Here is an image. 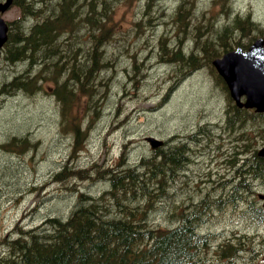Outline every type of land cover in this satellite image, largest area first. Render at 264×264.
Listing matches in <instances>:
<instances>
[{
    "label": "trees",
    "instance_id": "trees-1",
    "mask_svg": "<svg viewBox=\"0 0 264 264\" xmlns=\"http://www.w3.org/2000/svg\"><path fill=\"white\" fill-rule=\"evenodd\" d=\"M122 1L15 0L23 16L10 22L3 55L13 65L23 62L25 67L16 69L1 83L0 96H34L41 91L51 95L58 105V128L69 136L73 156L86 148L92 124L105 106L107 94L101 86V75L111 69V62L118 56L108 48L116 45L114 38H119L114 37L116 25L120 24L114 12ZM158 1L147 0L143 4V17L133 24L137 31L146 22L153 24L149 9ZM192 2L180 0L168 15L166 32L158 40L157 60L179 66L183 75L203 65L216 71L212 65L214 58L236 46L245 48L257 36L264 35V27L250 15L243 18L237 14L219 27L206 24L209 17L194 15ZM250 30L255 32L254 37L243 40L241 34ZM216 75L229 102L226 126L231 131L244 128L243 134L239 137L238 133L235 138L244 142L248 138L247 123L257 122L264 113L237 106L222 77ZM256 127L264 128L263 124ZM190 136L195 139V134ZM40 141L28 131L11 135L0 143V149L26 155L37 151ZM252 142L243 144L245 155L228 157L231 178L224 194H201L194 197L192 205L184 204L183 208L178 201L170 209L168 225L152 222L151 215L157 210L158 201L172 196V181L185 172L190 160L187 143L171 139L164 145L150 146L149 152L140 154L132 164L125 162L129 152L126 143L116 154L119 156L115 165L91 160L77 166L78 161L68 156L51 172V178L39 181L32 190L50 182L64 183L65 190H77L69 214H50L33 224H26V217L21 216L9 232L0 235V264H207L213 250H217L219 257L240 256L247 249L240 235L218 242L213 248L216 233L204 230L203 224L212 209L243 202V213L264 220V207L255 204L257 198L254 202L246 196L254 190L253 179L264 180V157L257 155L256 142ZM89 179H99L107 187L93 195L73 185Z\"/></svg>",
    "mask_w": 264,
    "mask_h": 264
},
{
    "label": "rangeland",
    "instance_id": "rangeland-1",
    "mask_svg": "<svg viewBox=\"0 0 264 264\" xmlns=\"http://www.w3.org/2000/svg\"><path fill=\"white\" fill-rule=\"evenodd\" d=\"M146 1L123 0L116 5L114 15L120 24L116 25L114 37L119 38H114L116 45H110L108 49L118 56L111 62V69L102 72L101 86L107 94L105 106L92 124L86 148L77 155H70L69 136L63 135L58 128V105L51 95L41 91L34 96L23 93L0 96V143L13 134L28 131L41 140L38 150L26 155L0 149V235L9 232L21 216L26 217V224H33L50 214L67 216L77 190H65V184L58 182H50L39 190L32 189L39 181L49 179L51 172L68 156L78 161L77 166L80 162L86 165L91 160L115 165L119 156L116 154L126 143L129 152L125 162L132 164L140 154L149 152L151 147L146 136L187 143L190 160L185 172H180L172 181L174 191H170L172 196L168 197L172 204L168 198L158 201L157 210L151 215L152 222L168 225L170 209L178 201L179 207L183 208L184 204L192 205L194 197L201 194L211 193L212 196L220 191L224 194L229 184L227 180L231 178L227 159L236 155L237 149L245 153L244 143L256 142V149L264 145V128L258 130L256 127L264 126V116L257 122L247 123L248 138L244 142L235 140L237 133L231 134V130H228L230 137L221 138L222 129L218 125H224L229 102L223 83L210 66L203 65L183 75L179 66L157 60L159 37L165 34L168 15L180 0L156 2L149 9L153 24L146 22L137 31L133 24L143 17ZM191 8L194 15L202 19L209 17L206 24L214 27L229 23L237 14L250 15L264 27V0H194ZM3 15L14 22L23 16V10L14 4ZM27 19L30 21L31 18ZM247 33L241 34L245 41L255 35L252 30ZM10 61L14 63L4 55L0 57V85L16 69L24 66L23 62L16 66ZM135 63L138 65L136 69ZM237 131L240 137L244 128ZM191 134H196L195 139ZM252 182L254 190L247 192L246 196L254 202L257 198L255 204H260L257 193L264 192V180L253 179ZM73 185L93 195L107 187L99 179L78 180ZM244 207L245 202L225 204L206 215L203 229L216 233L213 248L218 242L239 235L247 247L240 256L232 257H219L217 250H213L207 264H259L262 261L264 220L243 213Z\"/></svg>",
    "mask_w": 264,
    "mask_h": 264
},
{
    "label": "water",
    "instance_id": "water-1",
    "mask_svg": "<svg viewBox=\"0 0 264 264\" xmlns=\"http://www.w3.org/2000/svg\"><path fill=\"white\" fill-rule=\"evenodd\" d=\"M13 2L14 0L0 1V48L9 37L8 22L1 14L9 9ZM212 63L226 81L230 95L238 106L264 112V36L257 37L247 49L238 46L225 52ZM146 139L152 147L164 143L163 139L154 135L147 136ZM258 154L264 156V146L258 150ZM258 196L263 199L264 205V193L260 192ZM260 264H264V258Z\"/></svg>",
    "mask_w": 264,
    "mask_h": 264
},
{
    "label": "flooded vegetation",
    "instance_id": "flooded-vegetation-1",
    "mask_svg": "<svg viewBox=\"0 0 264 264\" xmlns=\"http://www.w3.org/2000/svg\"><path fill=\"white\" fill-rule=\"evenodd\" d=\"M218 126H220V128L222 129V132H220L221 133V138L223 137V138H228L229 137V135H228V127L226 126V121L224 122V125H218ZM239 133V131H237L236 129H234L233 131H232V134H234V133ZM226 136V137H225ZM237 144H239V143H237ZM235 147H239V145H236ZM240 149H237V151H236V155L237 154H239V155H245V153L243 152V151H239ZM225 154V152H223V155Z\"/></svg>",
    "mask_w": 264,
    "mask_h": 264
},
{
    "label": "bare ground",
    "instance_id": "bare-ground-1",
    "mask_svg": "<svg viewBox=\"0 0 264 264\" xmlns=\"http://www.w3.org/2000/svg\"><path fill=\"white\" fill-rule=\"evenodd\" d=\"M148 5V4H147ZM32 8V7H31ZM55 8V7H54ZM150 8V7H149ZM148 8V9H149ZM43 9H44V6H43ZM35 10V9H34ZM33 10V11H34ZM45 10V9H44ZM43 10V12H46V11H44ZM34 14H35V12H33ZM33 13H31V14H33ZM57 13V12H56ZM38 15V14H37ZM55 15V14H54ZM154 15V14H153ZM157 17H159V16H157ZM30 18H31V16H30ZM35 18V17H34ZM244 18V17H243ZM151 20V19H150ZM201 20V19H200ZM249 20V19H248ZM153 21V20H152ZM33 22V21H32ZM35 23V22H34ZM159 24V23H158ZM33 25V24H32ZM18 26V25H17ZM22 27V26H21ZM24 27V26H23ZM12 29V28H11ZM19 29V28H18ZM21 31V30H20ZM200 32V31H199ZM197 33V32H196ZM248 34V33H247ZM22 39V38H21ZM207 39V38H206ZM203 44V43H202ZM208 44V43H207ZM195 45V44H194ZM194 47V46H193ZM192 49H190V51H191ZM208 51V50H207ZM207 53V52H206ZM194 54V53H193ZM195 55V54H194ZM205 55V54H204ZM198 56V55H197ZM18 57V56H17ZM188 57H189V55H188ZM40 58V57H39ZM44 59V58H43ZM206 59V58H205ZM49 60V59H48ZM166 60V59H165ZM172 60V59H171ZM7 61H8V59H7ZM35 61H37V60H35ZM204 61V60H203ZM11 62V61H10ZM38 62V61H37ZM48 62V61H47ZM187 62V61H186ZM12 63V62H11ZM41 63V62H40ZM181 63V62H180ZM13 64V63H12ZM39 64V63H38ZM44 64H46V63H44ZM190 64V63H189ZM143 65V64H142ZM198 65V64H197ZM144 66V65H143ZM199 66V65H198ZM136 68V67H135ZM27 69V68H26ZM176 71V70H175ZM188 71V70H187ZM183 72V71H182ZM139 73V72H138ZM134 76V75H133ZM184 78V77H183ZM141 79V78H140ZM137 82V81H136ZM7 83V82H6ZM172 87V86H171ZM1 91H3V90H1ZM0 91V92H1ZM103 93V92H102ZM101 93V94H102ZM52 94V93H51ZM7 95V94H6ZM5 147V146H4ZM11 149V148H10ZM187 164V163H186ZM188 167V166H187ZM57 174V173H56ZM56 177V176H55ZM68 185H69V183H68ZM69 214V213H68ZM7 250V249H6ZM10 254V253H9ZM11 257V256H10Z\"/></svg>",
    "mask_w": 264,
    "mask_h": 264
}]
</instances>
